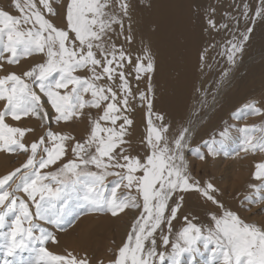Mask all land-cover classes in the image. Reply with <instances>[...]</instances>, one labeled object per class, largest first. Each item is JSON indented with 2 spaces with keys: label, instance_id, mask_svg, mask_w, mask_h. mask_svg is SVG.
I'll list each match as a JSON object with an SVG mask.
<instances>
[{
  "label": "snow or ice",
  "instance_id": "obj_1",
  "mask_svg": "<svg viewBox=\"0 0 264 264\" xmlns=\"http://www.w3.org/2000/svg\"><path fill=\"white\" fill-rule=\"evenodd\" d=\"M110 3L111 0H67L63 28L46 19L33 0H15L19 16L0 10V59H6L11 65L18 64L20 57L47 56L46 63L35 65L21 75L10 73L0 77V101L4 102V109L0 111V150L29 152V147L21 142L29 130L10 127L5 118L10 116L15 121L29 115L45 118L47 113L41 117L44 106L35 88L47 98L58 122L79 118L85 107L101 109L103 106L102 114L92 121L87 140L80 142L50 131L48 140L52 146L45 145V138L41 137L38 143L31 144L30 155L21 168L0 178V209H3L0 211V252L4 254V264H88L87 258H79L71 252L65 256L48 251L46 242L58 241L35 222L46 221L60 228L65 218L73 215L74 207L107 212L113 217L126 209H140L112 264H165L166 260L170 264H183L185 254L188 264H195L197 257L204 253H208L207 264H264V225L245 222L217 198L220 190L213 183L202 185L193 179L185 158L190 128L184 127L170 140V126L163 123V116H156V120L161 121L156 125L150 113L145 155L133 156L121 147L127 143L124 139L126 126L133 123L124 114L132 92L123 71L125 63L131 64L132 58L108 44L111 39L108 33L114 31L113 25L123 28L121 15L110 9ZM40 4L48 13H53L49 0H40ZM118 7L122 16H129L130 0H120ZM241 15L250 23L238 39L229 41L225 55L231 64H235L237 53L244 51L256 21L264 22V0H259L254 11L245 5ZM209 24L216 27L211 19ZM5 53L8 56H4ZM146 59V65L143 61L134 65L137 79L142 73L154 71L152 57ZM78 70H87L92 75L88 78L74 75ZM117 77L119 84H116ZM104 78L112 81L115 88L97 83ZM70 85V92L61 94L59 90L68 89ZM89 93L91 100L85 101L84 95ZM145 98L141 93L140 99ZM148 107L151 110V101ZM245 107L253 114L260 112L254 104ZM118 120L122 123L117 127ZM241 131L246 146H251L253 151L257 148L264 151V134L257 137L253 135L255 129ZM219 136V140L208 143L207 155L214 157L225 148L228 130L221 131ZM69 151L72 158L64 161ZM199 159L205 160L206 156L199 155ZM58 163L57 171L42 173L41 170ZM256 167L253 179L264 184V164ZM109 175L119 177L110 197L105 196L104 184ZM122 184L136 189L142 205L137 196L117 197V189ZM253 188L256 193L262 191L259 186ZM193 192L217 205L221 214L209 213L211 223L208 225L184 216L185 226L173 240L172 222L180 213L186 195ZM257 202H261L259 197ZM10 214L15 218L8 224L6 218ZM158 230L163 247L170 246V252L158 250Z\"/></svg>",
  "mask_w": 264,
  "mask_h": 264
},
{
  "label": "rangeland",
  "instance_id": "obj_2",
  "mask_svg": "<svg viewBox=\"0 0 264 264\" xmlns=\"http://www.w3.org/2000/svg\"><path fill=\"white\" fill-rule=\"evenodd\" d=\"M209 1L199 4L197 7L194 5L192 19L195 23H198L196 20L198 11L204 12V20L206 19L205 14L210 12V18L209 16L206 17L215 22V28L208 26L209 28L200 30L197 27L186 28L182 25L174 29L171 37H168L167 40L161 37L163 34L160 32L147 36L146 32L142 33L139 23H135L137 22L133 18V16L136 17V15H133L135 14V9L132 7L133 10L130 8L131 14L127 16L128 22L133 23L130 29H124L120 35L119 32L115 31L108 33L111 38L108 40L109 46L115 45L116 49L123 50L126 56L128 55L127 49H130L132 54H129L132 58V63L129 64V79H127L132 95L129 96L127 112H124L123 107H121V112H124L133 123L131 126H126L127 134L124 139L127 143L121 147L125 148L127 153L133 156L143 157L145 155L146 149H139L134 146L133 140L135 138L146 139L150 113L151 118H154L153 122L155 124L161 123V121L156 120V116H163V123L170 126L169 137L178 135L184 127L190 128L191 136L188 148L185 149V158L188 161L193 179L200 181L202 185L208 182L213 183L220 190L216 194L217 198L226 208L238 213L245 222L264 225V184L253 179L254 173L257 171L256 166L264 164V151L258 148L253 151L251 146H246L244 143L245 136L241 131L244 128L255 129L253 135L257 137L264 134V22L256 21L254 25L256 31L253 29L250 40L245 44L244 51L237 53L235 64H231L228 62L227 56L224 55L223 57L222 53L224 54V51L230 47L229 41L238 39L240 33L250 23V21L247 23L241 15L245 4L241 3L242 5H239V2L237 3L235 0ZM33 2L37 6V0H33ZM14 3L15 0H0V10L7 11L13 16H19L20 13L15 9ZM49 3L56 12V25L63 28L65 26V0H49ZM190 5L192 6L191 3ZM190 5L177 1V4L166 7V11L180 16L186 13L185 10ZM246 5L254 11L259 5V0L258 3L252 2ZM60 6L63 8L64 14L61 12ZM58 7L59 11L57 10ZM51 15L49 14V16ZM249 15L251 16L252 12ZM156 18L154 13L148 12L145 22H153L155 25ZM188 19L190 20L191 18L188 17ZM223 25H227V27H223ZM24 27L29 28L31 26L24 25ZM126 36L131 39H126ZM194 36H197L194 50L200 51V56H198L199 54L197 55V52L191 51L193 47L188 46L187 43L188 41L193 43ZM137 40L138 43H136ZM157 55L160 59H158ZM4 56H8V54L5 53ZM147 56L152 57L155 69L150 74L142 73L140 78L137 79L134 65L138 61H143L146 65L148 62ZM46 62L47 56L45 54H32L27 58L20 57L18 64L11 65L7 63L6 59H0V65H2L0 67V77L10 73L21 75L33 66ZM191 72L195 73L197 77H195L193 87L191 89L188 88V91H186L184 87L187 88L191 84ZM74 75L88 78L92 74L87 70H78ZM149 75L151 80H149ZM55 78L58 79V76ZM153 78H155L156 83L153 82ZM117 81L118 83L120 82L118 77L116 84H118ZM109 82L115 88L113 82L108 81L106 78L97 81L99 84ZM149 88H151V91H149ZM34 90L41 97V103L44 106L41 117H44L45 113L47 115L45 118L29 115L19 121L12 120L10 116L5 118V122L10 127L29 130L25 132V136L21 141L29 147V152L25 153L19 149L15 152L0 150V178L17 168H21L30 155L31 144L33 142L38 143L41 137L45 138V145L52 146L48 140V132L50 131L57 135L74 137L76 141L80 142L87 140L90 135L92 121L98 119L102 114V108L85 107L82 110L83 115L79 118H73L67 122H58L47 98L39 92L38 88ZM70 90L71 85L68 89L59 91L64 94L65 92H70ZM141 93L146 97L145 100L140 99ZM152 93H154L153 96L151 95ZM84 99L85 101L91 100L90 93L85 94ZM149 101H151L152 110H149ZM253 104L260 109L259 113L253 114L246 109V105ZM3 109L4 102L0 101V111ZM101 123L104 125L103 121ZM121 123L122 121L118 120L117 127ZM225 129L229 132L225 148L214 157L207 155L208 143L213 139L219 140V133ZM69 143L72 142L69 141ZM245 147H248L249 150L244 151ZM119 150V148L116 149L117 152ZM240 153H242L240 155L242 160L251 159L252 161L248 164V181L241 191H237V194L236 192H229L226 187L229 181L227 182V174H225L224 168L230 165L231 160L229 159L236 157ZM199 155H205L206 159L200 160ZM71 158L72 153L69 151L63 159L67 161ZM218 159L222 162V167L220 166L219 168L223 169L215 171L212 164H214V160ZM59 167L60 163L41 171L42 173L54 172ZM90 168L93 171H98L92 166ZM109 171L121 170L109 169ZM118 179L119 177L114 175L106 177L104 181L106 186L105 196H111L113 186ZM17 182L19 181L17 180ZM253 186H259L262 191L256 193ZM129 194L137 196L138 201L142 205V198L134 187L128 189L122 184L116 192L117 197ZM19 195L27 199L23 193ZM258 197L261 202H257ZM29 205L34 213L35 209L30 201ZM2 210L0 209V211ZM139 213L140 209L130 208L113 217L107 212H90L85 208L74 207L73 215L66 217L60 228L46 221L37 220L35 222L43 227L46 232H51L58 241V243L46 242L47 250L53 254L66 256L71 252L79 258H87L88 264H112ZM209 213L221 214V210L217 205L207 201L198 193L187 194L180 213L172 222L173 233L171 239L174 240L176 233L185 226L184 216H188L190 219L197 218L195 219L196 223L208 225L211 223ZM14 218L10 214L6 218L8 224H11ZM165 234H167L166 228ZM157 248L159 251L170 252V246L167 249L163 247L159 230L157 233ZM23 255L27 257L28 254L24 253ZM4 259L3 252H0V264H4ZM207 260L208 253H204L203 256L197 257L195 264H207ZM182 261L183 264H188L187 254L182 258ZM165 264H170V262L166 260Z\"/></svg>",
  "mask_w": 264,
  "mask_h": 264
},
{
  "label": "bare ground",
  "instance_id": "obj_3",
  "mask_svg": "<svg viewBox=\"0 0 264 264\" xmlns=\"http://www.w3.org/2000/svg\"><path fill=\"white\" fill-rule=\"evenodd\" d=\"M119 1L120 0H111L110 9L112 11H114L117 15H121V18L123 19V28L122 29H121V27L119 25H113L114 31L115 32H119V35H120L124 31V29H130V27L133 25V23H129L128 20H127V16H122V14L120 13V10H119V7H118ZM147 1L148 0H131V2H130L131 5H132L131 8L133 7L135 9L134 10L135 14H133V15H136V17H137L136 18V17L133 16V18L137 21L135 23H139V27H140L142 33L146 32L147 36H150L152 34L160 32L161 34H163V35H161V37L163 39L167 40L168 37H171L172 31L174 29H176L177 27L182 26V25L185 26L186 28H188V27L189 28H196L197 27L200 30L204 29V28H207L208 26L210 27V24H209V21H208L209 19L206 17V16H209V18H210V15H211L210 12H207L206 13L207 15L205 14V18L206 19L204 20L203 19L204 12H201V10L198 11L199 13H196V15H197L196 16V20H197L198 23H195L193 21V19H192V14H194L193 13L194 12V5H195V7H197L199 4H202V3H204L207 0H150L149 2H147ZM177 1H179L180 3L183 2L186 5H188V4L190 5V3H191L192 6L190 5L189 8H187V10H185L186 13H184V14H182L180 16H178L177 14L168 13L166 11V7H170V6H173L174 4H177ZM236 1H237V3L239 2V5H242V4L246 5V4H249V3H252V2H257L258 3V0H239V1L235 0V2ZM66 2H67V0H65V5H66ZM211 6H212V4H211ZM37 7H38V9L41 10L42 14L45 16L46 19H49L55 26H57L56 25V21L57 20L55 18L56 12H55L54 8H53V13H48L47 10L43 8V5L40 4V0H37ZM60 8H61V12H63V14H64L63 8L61 6H60ZM133 8H132V10H133ZM57 10L59 11V7H58ZM131 12L132 11H130V9H129V14H131ZM148 12H152V13H154L156 15L157 18H156L155 25H154L153 22H145V18H146V15H147ZM211 12H212V10H211ZM49 14H52V15L49 16ZM59 14H60V12H59ZM213 15H215V14H213ZM59 16H61V15H59ZM188 17H190L192 20L191 19L189 20ZM57 27H60V26H57ZM254 30L256 31V28H254ZM197 35H198V33H197ZM196 37L197 36L193 37V40H192L193 43H191L190 41H188L187 43H188V46L190 45L191 47H193V49H191V51H193L194 53L197 52V55L199 54L198 56H200V51H198V50L196 51V49L194 50V45H195V40H196L195 38ZM215 37H217V36H215ZM136 43H138V40H137ZM126 52H127L128 55L129 54L132 55L130 49H127ZM222 55L224 57L225 53L224 54L222 53ZM157 57H158V59H160V57L158 55H157ZM257 58H258V56H257ZM129 67L130 66H129L128 63H125V65L123 67V71H124L125 76H126L127 79H129ZM154 69H155V67H154ZM195 77H197L195 75V73L191 72V77H190V78H192L191 79V84L187 88L184 87V89L186 91H188V88L191 89L193 87V85L195 83V79H196ZM153 82L156 83L155 78H153ZM188 82H190V81L188 80ZM117 83H118V81H117ZM104 85L108 86V85H111V84L109 82V83H106ZM209 87H210V85H209ZM153 94L154 93H152L151 95L153 96ZM102 108H103V106H102ZM207 109H208V107H207ZM207 109H206V111H208ZM151 110H152V107H151ZM220 113H222V111H220ZM151 119L154 120L153 117ZM158 124L159 123H157L156 125H158ZM194 132H196V131H194ZM169 139L171 140L172 137H169ZM133 141H134V144H133L134 146L138 147L139 149L140 148L141 149H145V139L135 138V140H133ZM234 153H235V151H234ZM240 155H242V153H240L239 155H236V157H232V159H229V160H231V162L228 160L230 162V165H228L227 167L224 168V170L226 171L225 174H227V176H226L227 177V182L229 181L228 182V186H226L227 184L225 186L229 189V192H231V193H235V192L237 193V191H241L243 186L246 184V182L248 181V178H249V174H248L249 165L248 164L252 160L251 159L242 160V158H240ZM219 159L218 160H214L215 162H214V164H212L215 171H217V170L220 171L221 169H223V168H219L221 166V164H222V162H220ZM243 159H244V157H243ZM223 163H225V162H223ZM250 167H252V166H250ZM207 168H209V167H207ZM224 170H223V172H224Z\"/></svg>",
  "mask_w": 264,
  "mask_h": 264
}]
</instances>
